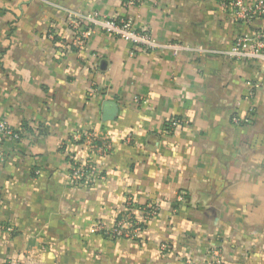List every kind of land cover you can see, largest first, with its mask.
I'll return each instance as SVG.
<instances>
[{
    "label": "crops",
    "instance_id": "obj_1",
    "mask_svg": "<svg viewBox=\"0 0 264 264\" xmlns=\"http://www.w3.org/2000/svg\"><path fill=\"white\" fill-rule=\"evenodd\" d=\"M92 14L122 15L121 0H0V121L19 135L2 145L0 264H216L214 251L217 264H264V68L226 54L264 19L145 0L137 29L195 49L172 55L101 31L79 50L69 21ZM250 105L251 123L233 125ZM86 131L111 152H88L75 139ZM89 156L93 177L69 184ZM126 196L159 209L138 239L92 233Z\"/></svg>",
    "mask_w": 264,
    "mask_h": 264
},
{
    "label": "built area",
    "instance_id": "obj_2",
    "mask_svg": "<svg viewBox=\"0 0 264 264\" xmlns=\"http://www.w3.org/2000/svg\"><path fill=\"white\" fill-rule=\"evenodd\" d=\"M145 0H121L123 14L113 17H100L96 14L76 19L72 17L69 21L75 38L73 44L81 50L86 40L96 31H101L111 37L123 40L133 47L145 52L168 51L172 55H177L182 51H195L187 45L171 42L159 44L151 33L139 30L135 27L134 16L130 11L144 4ZM219 6L228 11L234 22L251 24L254 20L264 19V0H217ZM227 57L238 61H248L260 64L264 68V31L255 30L236 36L231 48L226 52ZM255 86L248 83V93L245 99L250 101L254 98ZM136 102L142 103L140 98ZM254 116V107L250 105L244 117L233 116L231 123L236 126L248 125ZM179 121L171 119L168 123V129L174 128ZM8 138L19 139L16 130L7 123L0 121V162L4 160L2 145ZM76 140H83L84 146L88 152L97 150L99 154L108 155L111 152L109 143L99 138L93 131H86L75 135ZM129 142L131 137L127 139ZM90 154V153H89ZM95 172L94 164L89 158L75 161L72 165L69 175V184H79V182L88 181ZM179 202H185L183 195H177ZM158 207L153 203L137 207L130 196H126L124 207L121 213L111 224L96 223L93 225L91 232L98 233L108 239L127 238L136 240L140 236L142 227L146 221L158 214ZM161 252H169L165 245L161 246ZM215 263H219L218 251L213 252ZM2 264H12L10 260L3 261Z\"/></svg>",
    "mask_w": 264,
    "mask_h": 264
}]
</instances>
